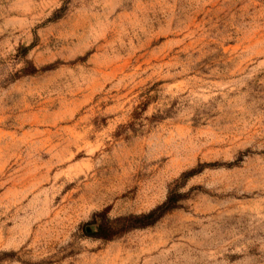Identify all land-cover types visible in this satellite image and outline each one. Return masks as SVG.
Here are the masks:
<instances>
[{"label":"rangeland","instance_id":"1","mask_svg":"<svg viewBox=\"0 0 264 264\" xmlns=\"http://www.w3.org/2000/svg\"><path fill=\"white\" fill-rule=\"evenodd\" d=\"M0 264H264V0H0Z\"/></svg>","mask_w":264,"mask_h":264}]
</instances>
